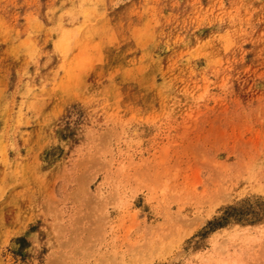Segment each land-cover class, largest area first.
<instances>
[{
    "label": "rangeland",
    "instance_id": "1",
    "mask_svg": "<svg viewBox=\"0 0 264 264\" xmlns=\"http://www.w3.org/2000/svg\"><path fill=\"white\" fill-rule=\"evenodd\" d=\"M0 264H264V0H0Z\"/></svg>",
    "mask_w": 264,
    "mask_h": 264
}]
</instances>
